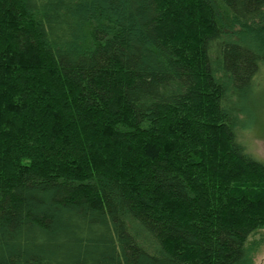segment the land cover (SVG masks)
I'll return each instance as SVG.
<instances>
[{
	"label": "trees",
	"instance_id": "obj_1",
	"mask_svg": "<svg viewBox=\"0 0 264 264\" xmlns=\"http://www.w3.org/2000/svg\"><path fill=\"white\" fill-rule=\"evenodd\" d=\"M263 65L264 0H0V264H254Z\"/></svg>",
	"mask_w": 264,
	"mask_h": 264
},
{
	"label": "rangeland",
	"instance_id": "obj_2",
	"mask_svg": "<svg viewBox=\"0 0 264 264\" xmlns=\"http://www.w3.org/2000/svg\"><path fill=\"white\" fill-rule=\"evenodd\" d=\"M238 115L244 127L241 140L247 151L259 160H264V65L254 78L251 88L238 99ZM261 238L262 244L254 255V264H264V229L251 239Z\"/></svg>",
	"mask_w": 264,
	"mask_h": 264
}]
</instances>
